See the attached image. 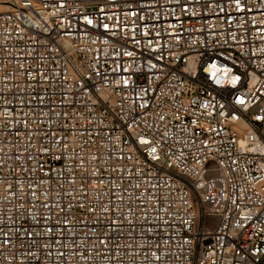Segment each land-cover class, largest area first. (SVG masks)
I'll use <instances>...</instances> for the list:
<instances>
[{
	"label": "built area",
	"instance_id": "obj_1",
	"mask_svg": "<svg viewBox=\"0 0 264 264\" xmlns=\"http://www.w3.org/2000/svg\"><path fill=\"white\" fill-rule=\"evenodd\" d=\"M0 264H264V0H0Z\"/></svg>",
	"mask_w": 264,
	"mask_h": 264
}]
</instances>
